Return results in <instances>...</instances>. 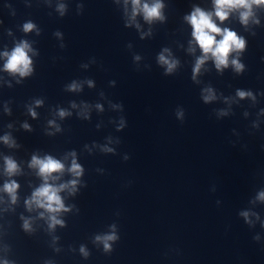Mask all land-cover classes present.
<instances>
[{"label": "clouds", "instance_id": "9594fccd", "mask_svg": "<svg viewBox=\"0 0 264 264\" xmlns=\"http://www.w3.org/2000/svg\"><path fill=\"white\" fill-rule=\"evenodd\" d=\"M125 5L131 3V14L129 17V26L131 23L135 22L137 15L142 14L144 20L151 24L154 20H163L164 16L162 9L164 4L161 0H153L152 3L143 2L142 0H124ZM214 12H207L199 7H195L190 15L185 17V20L192 27V37L194 38L195 43L199 46L202 51V56L198 57L193 68V79L200 72L201 67L209 59L213 60L215 68L217 71L222 72L224 69L228 68L231 64L232 68L237 73H242L244 71L245 65L240 62L239 54L242 53L246 46V41L243 37L238 36L237 33L229 28L219 27L213 20V16L219 19L221 22L228 19L230 13L237 11L239 12L240 23L247 26L250 19H253L254 13L252 11L253 5H264V0H213ZM66 6L60 4L58 11L61 15L64 14ZM254 23H259L258 20H253ZM139 27V25H136ZM35 26L32 23H26L24 25V31H32ZM60 35V33H57ZM217 36L221 38L217 40ZM63 47V45H62ZM194 51V49H190ZM29 52H32V48L27 41H21L18 43L15 48L9 53L5 51L2 55L6 58V62L3 66V70L8 72L12 76H19L21 78L29 77L33 74V61L29 56ZM168 53V55H165ZM232 53L237 54V58L230 60V55ZM35 54V53H34ZM170 53L168 49H164L163 52L158 56V62L160 65L165 66V74H170L177 67L178 61L169 58ZM139 56L135 59L139 60ZM86 67V65H85ZM20 81H17L19 83ZM89 86L92 85L91 81H88ZM80 85L73 81L67 86L68 91H78ZM264 95V93H262ZM236 96L240 100L250 98L253 102L256 101V96L251 90H236ZM216 94L212 88H205L202 92V99L205 104L210 103L216 99ZM35 107H40L43 104V100L36 99L34 101ZM72 107H76L73 103ZM99 107V105L97 106ZM7 110V109H6ZM29 114L35 118L37 113L35 109L31 106L28 107ZM247 115V113H245ZM259 115L264 116V108H261ZM58 115L60 118L71 115L70 112L59 109ZM178 118H183L184 112L183 109H179L176 112ZM221 116L228 115L227 111H221L219 113ZM50 126H55L56 130L59 131L60 128L58 125H55V121L50 120ZM253 128H259V123L254 122ZM11 127V125H9ZM25 129H29V125L25 123L23 125ZM121 127H124V121L121 120ZM0 140L10 147L16 146L15 141L12 140L10 135H5L0 137ZM106 151H113L112 149H106ZM72 156L71 166L67 169L73 177H80L83 174V168L77 162L75 152L70 153ZM128 159V157H125ZM5 171L9 176H12L17 173L18 165L11 157L4 158ZM29 167L33 169H38V175L44 181L40 187L35 189L32 193L30 199L25 201V204L29 211L33 209V206L39 209H43L41 212L40 218H44L47 213L48 228L49 230H54L57 225L61 227L64 226V221L58 218V215L61 212H68L71 209L65 207L63 199L60 193L64 190H68L70 194H75L77 191V185L79 183L78 179H72L67 183H61L58 186L49 183L50 180H57L59 176L62 175L65 171V165L61 160L53 158L51 155H45L41 158L38 155H33ZM54 173L58 175H53ZM19 185L15 181L4 184V191L7 192L13 203L16 202V191ZM215 191V188H213ZM256 202L264 203V188L257 191L255 198L250 201V203L255 204ZM220 201H217L219 205ZM239 216L243 218L244 223L249 226V228H254L256 221H260L261 229H264V220H261L260 214L252 210H242L239 212ZM255 218L252 219V218ZM23 228L25 231H31V223L29 220H24ZM111 231L95 236V242L103 245V250L107 252L112 251V245L119 240V236L116 231V225L112 224L110 226ZM253 240L257 243L261 242V237L259 234L253 235ZM80 252L82 255L87 257L89 255L87 249L82 245L80 247ZM0 264H10V262L5 259Z\"/></svg>", "mask_w": 264, "mask_h": 264}]
</instances>
